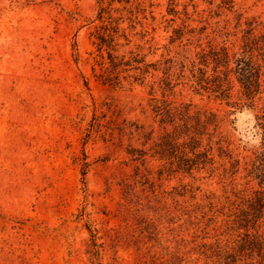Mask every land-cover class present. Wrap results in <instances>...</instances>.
Instances as JSON below:
<instances>
[{"label": "rangeland", "instance_id": "obj_1", "mask_svg": "<svg viewBox=\"0 0 264 264\" xmlns=\"http://www.w3.org/2000/svg\"><path fill=\"white\" fill-rule=\"evenodd\" d=\"M102 5L99 20L98 0H0V264H220L202 251L232 239L229 203L258 188L247 170L261 100L247 106L232 74L228 101L200 90L188 64L239 52L247 23L264 30V0ZM110 18L116 53L156 65L142 81L138 70L103 79L93 35ZM162 99L215 116L202 135L211 168L175 171L153 155L173 132L155 111Z\"/></svg>", "mask_w": 264, "mask_h": 264}, {"label": "trees", "instance_id": "obj_2", "mask_svg": "<svg viewBox=\"0 0 264 264\" xmlns=\"http://www.w3.org/2000/svg\"><path fill=\"white\" fill-rule=\"evenodd\" d=\"M98 2L97 18L102 20L106 8L102 5L103 0ZM109 22V25L102 24L97 28L93 35V44L96 45L99 56L96 63L104 73L108 72L103 79L110 83H119L122 72L138 70V74L133 75L134 80L142 81L139 79H143L151 67L157 69L156 65L146 62L131 50V59H125L124 54L118 55L115 41L118 38L119 25L115 18H110ZM247 25L239 52L231 56L223 47L212 50L209 54L202 52L197 61L192 60L188 64V78L200 90L214 93L216 97L228 101L232 74L240 85L241 95L249 103L247 106H253L256 96L261 100L260 113L255 115V126L260 132V147L247 170V176L256 182L258 188L239 197L238 203L229 201L230 213L226 214L227 218L222 222L227 229L232 230L231 233L228 232V235H233L232 239L227 242L217 239L202 251L205 258H214L220 264H237L243 259L245 264H264V97L260 96L262 93L264 95V30L255 34V25ZM211 63L212 74L209 75L207 69ZM220 67L224 69L220 70ZM168 72L169 70L166 72L169 75ZM130 76L126 74L122 77L126 79ZM160 87L163 95L171 90L169 82H162ZM154 107L156 113L162 117L161 122L168 121L173 124V132L165 131L160 141L154 143L156 150L153 155H157L159 160H169L175 165V171L181 170L190 174L194 169L211 168L214 162L211 139L204 146L202 135L210 134L207 132L210 125L216 126L215 116L206 111L197 110L191 113L189 105H176L166 99H162ZM182 128L186 131H180ZM140 129L141 127L138 128L139 133L145 136ZM181 137L183 140L180 142ZM145 154L143 150H136V154L132 153V159H139L144 163Z\"/></svg>", "mask_w": 264, "mask_h": 264}, {"label": "clouds", "instance_id": "obj_3", "mask_svg": "<svg viewBox=\"0 0 264 264\" xmlns=\"http://www.w3.org/2000/svg\"><path fill=\"white\" fill-rule=\"evenodd\" d=\"M253 143L256 144V145H259V143H260L259 138L257 137L256 140L253 141Z\"/></svg>", "mask_w": 264, "mask_h": 264}]
</instances>
